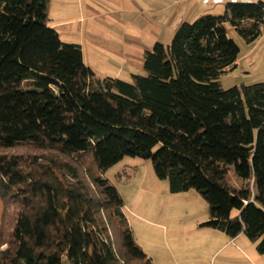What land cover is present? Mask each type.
<instances>
[{"label":"trees","instance_id":"1","mask_svg":"<svg viewBox=\"0 0 264 264\" xmlns=\"http://www.w3.org/2000/svg\"><path fill=\"white\" fill-rule=\"evenodd\" d=\"M46 0H0V264H152L105 172L150 162L171 194L205 201L201 226L264 254V84L223 89L264 32V1L182 23L131 82L99 78L47 25Z\"/></svg>","mask_w":264,"mask_h":264},{"label":"rangeland","instance_id":"2","mask_svg":"<svg viewBox=\"0 0 264 264\" xmlns=\"http://www.w3.org/2000/svg\"><path fill=\"white\" fill-rule=\"evenodd\" d=\"M45 3L47 25L63 43L81 47L84 64L97 77L125 82H131L133 74L143 75L144 52L155 43L167 46L180 24L221 16L224 11V5L203 6L193 0ZM224 28L239 55L236 68L219 77L221 87L264 84V32L246 43L230 23ZM104 177L116 187L136 243L152 264H264V254L257 253L255 243L248 240L246 248L240 242L225 245L223 233L201 226L208 219L205 201L194 190L171 194L168 182L154 175L149 161L123 157ZM2 209L0 199V224Z\"/></svg>","mask_w":264,"mask_h":264},{"label":"built area","instance_id":"3","mask_svg":"<svg viewBox=\"0 0 264 264\" xmlns=\"http://www.w3.org/2000/svg\"><path fill=\"white\" fill-rule=\"evenodd\" d=\"M193 1H196L203 6H209V5L217 6V5H226L228 3L230 4H236V3L256 4L264 0H193Z\"/></svg>","mask_w":264,"mask_h":264},{"label":"crops","instance_id":"4","mask_svg":"<svg viewBox=\"0 0 264 264\" xmlns=\"http://www.w3.org/2000/svg\"><path fill=\"white\" fill-rule=\"evenodd\" d=\"M51 27H52V25H50ZM83 57V56H82ZM87 67H89L88 65H86ZM89 68H91V67H89ZM92 70H93V68H91ZM94 71V70H93ZM95 72V71H94ZM216 237H218V236H216ZM227 242L226 243H224L225 245H230V243L231 244H236V242H240V244H241V246L243 247H245L246 248V246L248 245V239L243 235V234H240L239 236H237L236 238H234V239H228L227 238V240H226ZM224 245V246H225ZM223 246V247H224ZM222 248V247H221ZM67 260H65V259H63V261H62V264H69V262H66Z\"/></svg>","mask_w":264,"mask_h":264}]
</instances>
